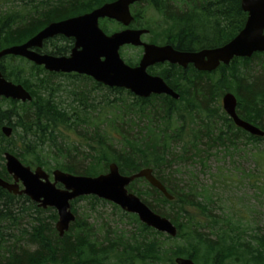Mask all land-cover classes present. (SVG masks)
Here are the masks:
<instances>
[{
	"label": "trees",
	"instance_id": "1",
	"mask_svg": "<svg viewBox=\"0 0 264 264\" xmlns=\"http://www.w3.org/2000/svg\"><path fill=\"white\" fill-rule=\"evenodd\" d=\"M114 1L0 0V50L26 42L50 23ZM148 10L159 23L150 24ZM132 14L131 27L148 30L146 40L180 52L223 46L247 17L238 0H142L133 5ZM99 26L107 35L120 28L106 19ZM155 32L160 40L150 38ZM72 43L56 36L38 52L67 56ZM139 58L140 51L124 62L135 66ZM147 72L161 77L179 98L142 99L86 76L49 73L19 57L0 60L2 76L31 96L25 103L0 98V178L11 182L1 164L4 153L48 174L59 170L95 177L107 173L110 164L125 176L151 169L172 200L144 179L134 180L127 190L176 228L171 238L116 205L87 196L70 203L75 221L59 237L53 209L43 210L25 196L0 189V264H175L176 258H190L195 264H264V224L249 219L247 209L224 206L214 194L215 184L207 187L192 172L180 171L196 164L204 169L209 158L230 157L242 146L264 175V152L259 148L264 136L236 127L221 105L225 93L233 94L237 116L264 132V54L235 58L210 73L168 64ZM3 127L11 128L9 138ZM221 173L216 178L224 182ZM79 201H89L90 212L96 204H108L120 217L96 226L77 214Z\"/></svg>",
	"mask_w": 264,
	"mask_h": 264
},
{
	"label": "water",
	"instance_id": "2",
	"mask_svg": "<svg viewBox=\"0 0 264 264\" xmlns=\"http://www.w3.org/2000/svg\"><path fill=\"white\" fill-rule=\"evenodd\" d=\"M139 1L141 0H116L84 15L50 23L26 42L1 49L0 60L7 56L19 57L43 67L49 73L86 76L104 87L123 89L138 98L165 95L177 100L179 95L161 77L147 73L149 67L167 63L186 69L191 65L199 72L210 73L220 65H229L235 58H250L255 53L264 54V0H238L241 10L247 15L243 28L223 46L198 52H180L170 45L143 43L140 37L147 33L146 30L125 29L111 35L102 32L98 26L101 19L128 27L133 20L129 6ZM56 36L73 40L67 56L38 52L44 41ZM127 45L143 48L141 59L135 67L125 64L120 57V48ZM0 98L21 103L31 101L30 94L21 85L6 80L1 73ZM236 104V98L231 93H225L221 98L223 111L236 127L251 136L262 138V130L237 116ZM1 131L6 138L11 136L10 127H3ZM3 159L6 173L12 182L0 178V189L14 196H25L43 210L53 209L57 215L55 230L59 237L75 221L70 203L87 196L116 205L121 211L135 215L140 223L157 232L171 238L176 236V228L168 219L154 213L127 190L134 180L144 179L166 199L172 200L163 185L153 176L151 169H142L125 176L119 173L115 164H110L107 173L95 177L74 176L59 170H53L49 175L41 167L30 169L22 165L10 153H4ZM174 263L195 264L190 258H176Z\"/></svg>",
	"mask_w": 264,
	"mask_h": 264
},
{
	"label": "rangeland",
	"instance_id": "3",
	"mask_svg": "<svg viewBox=\"0 0 264 264\" xmlns=\"http://www.w3.org/2000/svg\"><path fill=\"white\" fill-rule=\"evenodd\" d=\"M146 18L151 22V25H156L160 22V18L150 10L147 11ZM155 33L154 35H150V38L158 39L156 37L157 32ZM138 54L139 50L134 48L124 47L120 49V57L123 61H132ZM58 81L63 83L62 85L66 83L62 79ZM61 96H64V94ZM259 148L264 152V142L260 144ZM243 151L244 148L239 146V150L234 152L230 157L217 155L216 158H209L204 169H201L196 164L185 165V167H181L182 169L180 171L182 173L185 171L192 172L196 181L198 180V183L206 185L207 187L215 184L214 194L220 197L221 200H224V206L233 205L243 212L247 209V211L251 212L249 219L257 224H264V175H259V168H256L254 165L255 160L253 161L252 157L245 156ZM1 164L4 166V162ZM229 172L232 173V177L229 175ZM220 173L226 176L224 182L217 181L221 179V177L216 178ZM181 179L186 180V176L181 177ZM228 198L229 202L226 201ZM89 207V201H79L74 209L79 216H87L88 221L91 224H96V226L106 222L113 224V221H117L120 217L108 204L94 205L95 210L93 212L89 211ZM24 222L21 225H24ZM128 229L130 227L126 226V230ZM201 264L206 263L201 261Z\"/></svg>",
	"mask_w": 264,
	"mask_h": 264
},
{
	"label": "flooded vegetation",
	"instance_id": "4",
	"mask_svg": "<svg viewBox=\"0 0 264 264\" xmlns=\"http://www.w3.org/2000/svg\"><path fill=\"white\" fill-rule=\"evenodd\" d=\"M142 1V0H141ZM140 2V1H139ZM139 2H137V3H139ZM137 3H134V4H132V5H130L129 6V11H130V14H131V16L133 17V14H132V7H133V5H135V4H137ZM101 20H104V19H101ZM106 20H108V19H106ZM133 20H134V17H133ZM133 20L131 21V23L129 24V26L128 27H123L121 24H119V23H117V22H115V21H113L114 23H116V24H118L119 26H120V28H119V30L118 31H115V32H120V31H123V30H125V29H130V30H146V29H143V28H137V27H131L132 26V22H133ZM100 21V20H99ZM99 21H98V26H99ZM112 21V20H111ZM99 28H100V26H99ZM101 29V28H100ZM147 31V33L146 34H143V35H141V37H140V41L141 42H143V43H147V44H153V45H156V46H164V45H169V44H162V45H157V44H154V43H151V42H149L148 40H146V36L149 34V31L148 30H146ZM103 32V31H102ZM115 32H112V33H110V34H108V35H111V34H113V33H115ZM104 33V32H103ZM104 34H106V33H104ZM107 35V34H106ZM47 41V40H46ZM73 41V40H72ZM45 42V41H44ZM43 42V43H44ZM72 46H73V43H72ZM171 46V45H170ZM125 47V46H124ZM129 47V46H128ZM172 47V46H171ZM130 48V47H129ZM136 49H138L139 51H140V58L139 59H141V56H142V53H143V48L142 47H135ZM121 49V48H120ZM138 62H139V60H138ZM138 62H137V64H138ZM136 64V65H137ZM164 65V64H163ZM156 66V65H155ZM191 65H188L187 66V68L188 67H190ZM4 168H5V166H4ZM8 175V174H7ZM9 176V175H8ZM10 177V176H9ZM2 179V178H1ZM11 179V178H10ZM2 180H4V179H2ZM5 181V180H4ZM11 182H12V180H11ZM21 188V187H20ZM36 206H38V205H36ZM57 221V220H56Z\"/></svg>",
	"mask_w": 264,
	"mask_h": 264
}]
</instances>
